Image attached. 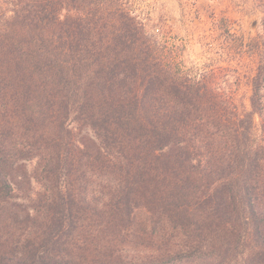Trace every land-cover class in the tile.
<instances>
[{
	"label": "trees",
	"instance_id": "16d2710c",
	"mask_svg": "<svg viewBox=\"0 0 264 264\" xmlns=\"http://www.w3.org/2000/svg\"><path fill=\"white\" fill-rule=\"evenodd\" d=\"M127 2L0 0V264H264V0L200 67Z\"/></svg>",
	"mask_w": 264,
	"mask_h": 264
},
{
	"label": "rangeland",
	"instance_id": "374dc122",
	"mask_svg": "<svg viewBox=\"0 0 264 264\" xmlns=\"http://www.w3.org/2000/svg\"><path fill=\"white\" fill-rule=\"evenodd\" d=\"M150 32L176 53L183 65L211 66L208 42L220 32V20L227 19L232 32L255 36L261 33L263 0H127ZM178 54V53H177ZM240 95H247L245 79H240ZM229 82L239 84L230 74Z\"/></svg>",
	"mask_w": 264,
	"mask_h": 264
}]
</instances>
